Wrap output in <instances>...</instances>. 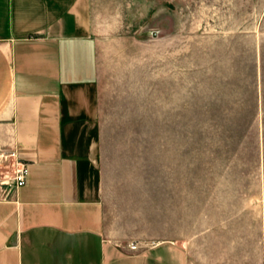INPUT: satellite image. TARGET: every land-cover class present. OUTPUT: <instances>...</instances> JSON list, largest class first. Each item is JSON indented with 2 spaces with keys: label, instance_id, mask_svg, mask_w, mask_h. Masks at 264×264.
<instances>
[{
  "label": "rangeland",
  "instance_id": "374dc122",
  "mask_svg": "<svg viewBox=\"0 0 264 264\" xmlns=\"http://www.w3.org/2000/svg\"><path fill=\"white\" fill-rule=\"evenodd\" d=\"M91 6L110 231L264 264V0Z\"/></svg>",
  "mask_w": 264,
  "mask_h": 264
},
{
  "label": "crops",
  "instance_id": "0c3cea01",
  "mask_svg": "<svg viewBox=\"0 0 264 264\" xmlns=\"http://www.w3.org/2000/svg\"><path fill=\"white\" fill-rule=\"evenodd\" d=\"M99 72L91 0H0V172L30 168L0 200V264H190L108 227Z\"/></svg>",
  "mask_w": 264,
  "mask_h": 264
},
{
  "label": "built area",
  "instance_id": "2783aa9c",
  "mask_svg": "<svg viewBox=\"0 0 264 264\" xmlns=\"http://www.w3.org/2000/svg\"><path fill=\"white\" fill-rule=\"evenodd\" d=\"M9 157H3L5 165L1 166L0 174L3 178L0 180V200H6L12 190L24 186L30 172L29 165L20 161L16 154ZM131 247L134 248V245Z\"/></svg>",
  "mask_w": 264,
  "mask_h": 264
}]
</instances>
